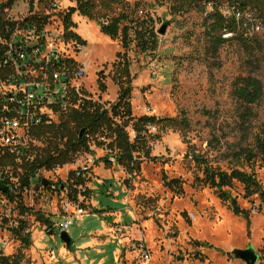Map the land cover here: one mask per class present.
<instances>
[{"label": "rangeland", "instance_id": "rangeland-1", "mask_svg": "<svg viewBox=\"0 0 264 264\" xmlns=\"http://www.w3.org/2000/svg\"><path fill=\"white\" fill-rule=\"evenodd\" d=\"M57 1L56 10L50 0L45 6L39 0L35 6L20 0L7 12L2 7L0 24L24 23L35 12L50 15L44 28L47 45L54 44L78 65L89 62L83 82L89 101L105 109L118 102L120 76L114 65L120 53L133 78L134 116L187 119L190 125L181 130L150 128L151 153L157 161L143 163L137 175H128L116 164L99 170L96 162L107 151L94 143L92 153L81 151L73 163L44 174L49 185H37L40 198L33 201V194L23 198L33 208L13 214L12 221L26 223L31 246L25 247L12 230V221L0 216L2 253L23 255L22 264H146L139 252L143 245L149 264H246L233 251L253 247L260 262L264 260L263 193L247 192L238 180L225 188L247 218L236 215L231 201L223 200L206 179V169L228 175L241 172L254 176L264 189V154L258 147L264 137V98L245 106L236 96L239 79L249 75L264 88V36L251 57L236 35L214 29L208 8L184 7L180 0H125L109 15L128 14L129 48L124 49L121 37L113 40L102 33V15L90 21L76 12L73 31L87 47L78 53L76 41L65 37L62 19V13L77 4ZM32 6L37 9L31 14ZM165 25L166 34L161 35ZM140 31L143 41L138 39ZM152 31L155 43L149 38ZM221 35L228 41L217 48ZM50 116L56 125L66 120L62 113ZM50 141L60 144L61 138ZM46 142L45 137H35L33 145L47 147ZM78 171L89 172L79 187L71 180ZM41 216L54 224L74 221L67 232L74 243L71 250ZM85 240L94 244L82 245Z\"/></svg>", "mask_w": 264, "mask_h": 264}, {"label": "trees", "instance_id": "trees-1", "mask_svg": "<svg viewBox=\"0 0 264 264\" xmlns=\"http://www.w3.org/2000/svg\"><path fill=\"white\" fill-rule=\"evenodd\" d=\"M20 0H9L5 9H10ZM125 0H75L77 7L71 8L65 13H62V19L65 26V37L68 40L77 41L86 44L73 29L76 25L73 21V15L79 12L81 16L96 21L98 15H102L104 22L100 23L102 33L113 40L121 37L124 49L129 48L130 28L125 25L129 21V16L126 12L120 13L118 16H110L115 8L121 6ZM48 0H41V6H45ZM179 4L184 7L203 6L204 9L208 8L210 4L218 5H231L236 6L242 11L247 9L256 10L262 18H264V0H180ZM51 5V4H50ZM52 8V6H51ZM34 6L30 12L33 13ZM203 9V11H204ZM211 18L215 19L214 29L222 32V35H236L237 39L241 42L242 46L248 51L251 57L256 52V45L261 36L247 37L232 18H226L223 13L216 8L211 11ZM50 15L33 13L27 17L23 26H34L38 31H44ZM109 22L108 26L104 25ZM10 23L2 22L5 27ZM11 25V24H10ZM11 26H15L12 24ZM142 32V33H141ZM142 41L144 39L143 31L137 33ZM218 40V47H222L227 43V39L222 38ZM156 35L153 31L149 34L155 43ZM141 41V42H142ZM144 46V45H143ZM118 61L115 63V68L120 76L118 85L120 87L118 102L111 108L105 109L104 107L94 104L91 101L85 100L83 102L82 110H74L66 115V120L58 125L40 128L36 134L38 138H47V147L44 152L42 161L39 162L40 167H53L64 166L73 163L74 158L81 151L92 153L91 145L94 143L96 147H103L107 154L99 159L96 163L105 164L107 169L113 168L114 164L122 167L128 175L134 176L141 172L142 165L145 162H155L157 158L152 157L151 149L153 137L150 135V128L161 125L164 129L181 130L182 127H189L187 119H163L159 120L157 117L143 116L135 117L133 114V107L131 102L132 82L133 78L130 73V65L123 60V55L118 54ZM71 64L75 61L70 60ZM106 90L105 85L102 86ZM236 96L240 102L245 106H254L260 103L264 98V88L262 82L255 76L249 75L239 79L237 83ZM134 134V138L131 134ZM53 138H61V143L55 145L50 141ZM65 140V142H64ZM258 147L264 154V137L258 140ZM114 160V161H113ZM14 164V159L11 155L6 153L0 155V167H8ZM37 165H34V167ZM34 168L26 170L23 176L25 185H29V176ZM89 172L85 171L81 176L76 174L72 175L73 186H83L87 181ZM207 182L215 189H217L221 198L225 201H231V206L236 215H245L248 218V213L242 211L236 199H232L225 188L231 187L234 180L242 182L246 186L247 192L257 194L264 189L259 181L246 173L234 172L232 175L227 173H215L210 169H206ZM177 183V181H175ZM253 192V193H252ZM27 210H24V213ZM51 230H54L53 223L40 217ZM26 223L21 222V226L13 231L18 234L25 247L31 246V235L27 234ZM23 255L7 256L0 252V264H22Z\"/></svg>", "mask_w": 264, "mask_h": 264}, {"label": "built area", "instance_id": "built-area-1", "mask_svg": "<svg viewBox=\"0 0 264 264\" xmlns=\"http://www.w3.org/2000/svg\"><path fill=\"white\" fill-rule=\"evenodd\" d=\"M8 1L1 0L0 9ZM30 1L33 5L36 1L38 3V0ZM50 4L54 10L60 8L57 0H50ZM216 8L226 18L234 19L247 37L264 36V18L256 10L242 11L231 5L208 6L210 11ZM4 10L9 11L8 8ZM10 24L5 27L0 24V88H4L0 93V155L8 153L14 159L13 165L0 167V182L8 189L7 193L0 190V216L9 222L13 220L14 211L33 208L26 206L23 198L28 194H33V201L40 198L41 193L35 189L38 184L44 186L46 179L43 175L63 167L38 168L46 147L33 145L38 137L34 133L40 128L56 125L50 115H67L82 110L83 102L88 100L83 82L89 70V62L71 64L73 59L61 55L54 44L48 46L45 31L23 26V23ZM75 47L78 53L87 49L84 43L77 41ZM29 168L34 169L29 176L30 184L25 185L23 176ZM84 172L78 171L76 175L79 177ZM53 190L56 191L57 187ZM73 224V220H66L53 223V227L62 233L68 232ZM11 226L12 230L18 229L21 221H12ZM139 252L143 261L149 264L150 254L143 245H140ZM259 264H264V260H259Z\"/></svg>", "mask_w": 264, "mask_h": 264}, {"label": "water", "instance_id": "water-1", "mask_svg": "<svg viewBox=\"0 0 264 264\" xmlns=\"http://www.w3.org/2000/svg\"><path fill=\"white\" fill-rule=\"evenodd\" d=\"M167 27L168 26L165 25L161 29L160 31L161 35L166 34ZM43 185L48 186L49 182L45 180L43 181ZM0 190L5 193L8 192L7 187L2 182H0ZM53 234L57 235L58 231L54 229ZM60 236H61V240L63 241V243L68 247L69 250H71L74 246V243L71 237L69 236V234L67 232H62ZM233 254L235 255L237 259L245 262L246 264H257V262L260 259V255L254 250L253 247H250L246 250L236 249L233 251Z\"/></svg>", "mask_w": 264, "mask_h": 264}, {"label": "crops", "instance_id": "crops-1", "mask_svg": "<svg viewBox=\"0 0 264 264\" xmlns=\"http://www.w3.org/2000/svg\"><path fill=\"white\" fill-rule=\"evenodd\" d=\"M99 165H100V166L98 167V169H99V170H102V169L104 168V165H105V164L100 163ZM105 167H106V166H105ZM106 169H107V168H106ZM104 180H108V179H104ZM106 182H109V181H106ZM101 186H102L101 188H104V187H105V185H101ZM81 243H82V245H85V246H86V245L89 246V245L94 244L93 241H89V240L82 241Z\"/></svg>", "mask_w": 264, "mask_h": 264}]
</instances>
